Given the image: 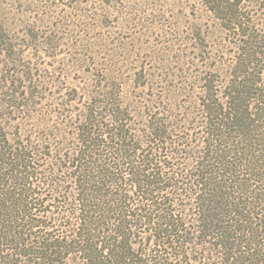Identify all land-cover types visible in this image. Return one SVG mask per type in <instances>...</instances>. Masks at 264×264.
<instances>
[{
	"label": "trees",
	"instance_id": "16d2710c",
	"mask_svg": "<svg viewBox=\"0 0 264 264\" xmlns=\"http://www.w3.org/2000/svg\"><path fill=\"white\" fill-rule=\"evenodd\" d=\"M181 1L199 87L104 72L60 125L0 88V264H264V0Z\"/></svg>",
	"mask_w": 264,
	"mask_h": 264
},
{
	"label": "rangeland",
	"instance_id": "374dc122",
	"mask_svg": "<svg viewBox=\"0 0 264 264\" xmlns=\"http://www.w3.org/2000/svg\"><path fill=\"white\" fill-rule=\"evenodd\" d=\"M115 1L0 0V24L15 46L0 55V88L16 81L29 106L20 117L60 125L104 72L124 77L137 97L138 86L157 95L185 80L200 86L193 83L202 64L201 43L192 41L194 7L181 0Z\"/></svg>",
	"mask_w": 264,
	"mask_h": 264
}]
</instances>
